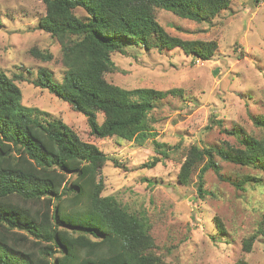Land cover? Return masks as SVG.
Segmentation results:
<instances>
[{
    "label": "trees",
    "instance_id": "16d2710c",
    "mask_svg": "<svg viewBox=\"0 0 264 264\" xmlns=\"http://www.w3.org/2000/svg\"><path fill=\"white\" fill-rule=\"evenodd\" d=\"M43 1L46 15L38 26L59 40L65 71L57 82L51 70L41 67L34 86L83 115L95 138L116 137L139 145L152 139L158 156L146 167L163 163L173 149L156 140L151 114L158 101L182 91L114 85L105 78L117 69L113 57L131 46L181 49L195 60L210 61L216 42L170 35L156 10L202 24L227 10L232 0ZM78 10L85 12L84 18ZM31 54L43 62L54 58L38 48ZM19 80L22 75L0 71V264H169L156 252L145 213H133L117 198L104 195L102 171L109 158L70 126L42 119L37 109L23 106ZM99 114L104 117L101 124ZM253 120L264 131V117ZM231 134L239 146L193 145L181 165L178 181L183 186L192 183L202 165L196 186L202 200L211 195L205 188L207 172L227 181L217 158L264 174V139L237 129ZM113 163L121 168L118 161ZM230 183L243 191L247 185H262V179L246 175ZM215 220L219 234L226 235L222 221ZM259 238H264V218L243 240V251L251 253ZM235 264L249 263L241 259Z\"/></svg>",
    "mask_w": 264,
    "mask_h": 264
},
{
    "label": "rangeland",
    "instance_id": "374dc122",
    "mask_svg": "<svg viewBox=\"0 0 264 264\" xmlns=\"http://www.w3.org/2000/svg\"><path fill=\"white\" fill-rule=\"evenodd\" d=\"M77 13L81 18L86 15L82 10ZM45 15L43 0H0V71L10 77L23 76L17 81L22 105L37 109L42 119L70 126L109 158L102 171L104 195L117 198L133 213H145L156 252L167 263L235 264L244 259L249 264H264V238L255 242L251 253L246 254L242 245L264 218L262 172L217 158L227 181L212 170L207 172L205 188L211 195L203 200L196 188L202 165L190 185L178 181L193 145L218 147L228 142L237 147L239 139L231 134L236 129L264 139V131L253 120L264 117V0H232L227 10L202 24L156 10L158 22L170 35L216 42L218 49L210 61L195 60L181 49L130 46L124 54L114 55L117 69L106 74L108 82L128 90L182 91V95L158 101L151 114L156 140L173 149L154 168L146 167L158 156L152 139L139 145L116 137L95 138L83 115L34 86L41 67L51 70L57 82L65 71L59 40L39 29ZM33 48L52 53L53 60L34 57ZM98 120L103 122L102 114ZM246 175L261 178L262 185H247L242 191L230 183ZM216 217L226 235L219 234Z\"/></svg>",
    "mask_w": 264,
    "mask_h": 264
}]
</instances>
